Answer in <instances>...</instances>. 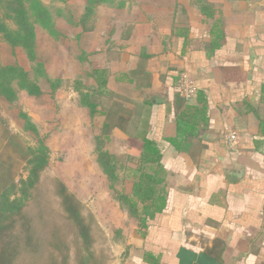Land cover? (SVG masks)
Here are the masks:
<instances>
[{"label": "crops", "instance_id": "obj_1", "mask_svg": "<svg viewBox=\"0 0 264 264\" xmlns=\"http://www.w3.org/2000/svg\"><path fill=\"white\" fill-rule=\"evenodd\" d=\"M88 2L73 10L72 35L59 32L77 106L88 117L74 81L98 86L104 71L96 115L111 111L106 149L132 159V136L146 134L165 172L164 209L146 227L108 183L88 196L108 231L107 264H264V0H202L209 14L198 0H93L84 29ZM200 89L207 121L193 113L198 134L177 149L166 140L177 134L174 98L200 108ZM134 165L132 181L152 168Z\"/></svg>", "mask_w": 264, "mask_h": 264}, {"label": "trees", "instance_id": "obj_2", "mask_svg": "<svg viewBox=\"0 0 264 264\" xmlns=\"http://www.w3.org/2000/svg\"><path fill=\"white\" fill-rule=\"evenodd\" d=\"M88 1L80 20L84 29L88 28L87 24L91 21L94 12L93 0ZM198 1L200 10L204 14H209L205 2ZM37 25L53 37L59 35L55 25V15L41 0H0V40L7 43L13 52L23 51L31 64L29 68H26L21 64H3L0 61V97L9 103L13 104L17 101L19 92L35 97L45 94L42 82L50 83L52 89L59 84L58 79L53 80L46 74L44 63L38 60L35 32ZM214 45L215 43L212 44ZM95 73L98 86L83 87L79 79L74 81L73 86L79 93L81 105L88 109V119L94 134L96 162L106 177L108 189L113 194L116 192L117 200L125 206L130 216L136 219L141 227H146L148 220L157 213H161L166 203V192L163 186L165 172L160 164V150L156 142L149 139L146 134L142 137L132 136L140 150L137 161L150 164L152 168L148 171L139 168V175L130 182L131 196L125 192V189L116 191V184L122 181L120 170L123 167L118 165L117 155L110 153L105 145L109 141V133L113 127L110 119L111 111L102 109L103 120L97 121L98 98L102 94L99 87L105 85L106 75L104 71L99 70H95ZM194 94L197 101L202 102L200 108L197 104L189 103L188 99L180 93L174 98L177 134L166 140L177 149L182 148L183 140L198 134L194 132L196 118H193V113L199 114L203 122L207 121L204 93L200 89ZM25 128L38 133L34 124L28 119H26ZM48 158V145L43 138L39 139L35 147L29 148L26 176L17 183L11 182L8 187L0 191V264H15L22 253L41 251V242L35 238L31 218L25 208L34 198L33 191L40 181L41 172L48 165ZM56 184V194L60 198L62 210L76 230L79 243L75 250L77 264H107L103 256L96 255L94 252L92 218L89 217V221L83 214L82 202L68 189L64 181L57 179ZM59 232V229H56L52 239L47 243L50 248L47 264H69V245L59 236Z\"/></svg>", "mask_w": 264, "mask_h": 264}, {"label": "rangeland", "instance_id": "obj_3", "mask_svg": "<svg viewBox=\"0 0 264 264\" xmlns=\"http://www.w3.org/2000/svg\"><path fill=\"white\" fill-rule=\"evenodd\" d=\"M41 1L48 5L55 15L59 32L72 35L70 26L73 24V10L76 12L79 7L81 12L82 0ZM35 32L38 60L44 63L48 75L51 78L58 77L53 80L60 79L61 83L52 89L50 83L42 82L46 93L37 97L19 92L17 101L13 104L0 97V191L11 182L17 183L26 176L29 148L35 147L39 139L43 138L49 148L48 165L40 174V181L33 191L34 198L25 208L31 218L35 238L41 242V251L24 252L15 264H47L50 249L47 243L56 229H59V236L69 245V264H77L75 250L79 243L76 230L63 212L60 198L56 194L57 179L64 181L68 189L83 200H80L83 204L82 212L88 220L89 217L92 218L94 252L103 256L104 261L108 263L111 249L108 244V231L97 223L92 213L94 208L91 203H87L89 195L106 189L107 181L96 163L94 134L90 121L85 112L77 106V97L72 91L74 74L71 73V65L65 55L66 37H48L38 25L35 26ZM0 61L3 64H21L26 68L31 65L23 51L13 52L2 40ZM26 119L34 124L38 133L25 128ZM108 144L109 142L105 143L106 147ZM130 154L132 159H126L125 155L117 156L118 165L123 168L120 170L122 183L116 184V191L125 189V192H128L130 182L136 176L131 174L128 167L132 169L135 166L138 154Z\"/></svg>", "mask_w": 264, "mask_h": 264}]
</instances>
